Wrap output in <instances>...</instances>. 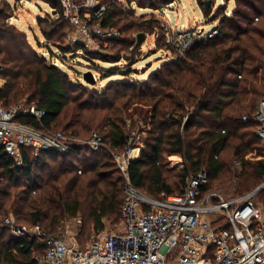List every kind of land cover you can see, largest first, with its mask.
I'll list each match as a JSON object with an SVG mask.
<instances>
[{
	"label": "trees",
	"instance_id": "1",
	"mask_svg": "<svg viewBox=\"0 0 264 264\" xmlns=\"http://www.w3.org/2000/svg\"><path fill=\"white\" fill-rule=\"evenodd\" d=\"M4 1L8 9L0 10V77L6 83L0 89V105L25 100L46 111L41 121L34 117H23L21 121L84 139L95 131L107 147L118 153L129 146L137 147L138 140L131 142L133 131L145 134L139 157L130 162L129 175L134 185L151 197L182 193L188 179L201 170L207 171L209 181L216 179L231 171L235 159L242 161L239 190L263 182L264 143L255 133L258 123L253 118L264 99V0H236L229 15L226 6L220 8L221 37L208 43L196 41L184 56L168 43L161 20L152 17L123 23L134 12L125 15L121 0H100L107 6L103 27L125 35L115 40L119 51L107 54L82 43L59 48L64 55L83 53L92 64L89 70L94 77L99 72L125 78L111 81L103 90L86 97L75 88L68 72L35 50L27 33L13 21L15 6ZM41 1L54 11L51 17L36 21L40 34L51 46L55 37L66 36L70 24L57 0ZM174 1L159 0V9ZM127 2H136L139 7L148 2L157 8L153 0ZM198 2L210 15L211 8L205 1ZM136 32L156 35L165 49L175 52L147 81L129 78L133 72L138 73L132 68L135 40L129 36ZM124 57L126 68L97 64L120 63ZM115 86L119 91L110 95ZM135 116L144 125L138 126ZM64 119V128H56ZM165 155L180 156L182 168H168ZM0 169V264H39L37 257L47 249V243L38 237H14L2 224L6 217H14L17 224H39L48 234L80 213L88 218L84 232L103 231L105 219L114 224L122 221L124 193L120 184L124 177L107 150L77 146L70 154L45 151L35 159L26 149L24 161L18 166L0 145ZM209 189V184L201 186L204 192Z\"/></svg>",
	"mask_w": 264,
	"mask_h": 264
},
{
	"label": "built area",
	"instance_id": "2",
	"mask_svg": "<svg viewBox=\"0 0 264 264\" xmlns=\"http://www.w3.org/2000/svg\"><path fill=\"white\" fill-rule=\"evenodd\" d=\"M57 1L73 28L67 30L68 41L100 50L99 39L119 37L114 29L102 25L106 4L97 0L78 4L74 0ZM218 25L207 34L192 28L176 33L168 25L167 41L184 56L196 41L208 43L221 37ZM2 86L0 82V89ZM45 115V109L34 102L0 105V145L16 164L22 165L26 149L35 159L41 158L45 151L70 154L77 146L107 150L124 175V201L118 228L102 231L84 247L64 236L46 233L39 224H17L14 217H6L2 224L15 237L28 235L47 243L45 254L37 257L39 264H264V207L256 200L264 195V180L246 194L225 198L201 190L209 182L203 171L190 177L182 193H163L160 198H153L137 188L129 175L130 162L139 157L142 143L137 141V147L129 146L118 153L107 147L102 135L95 131L84 139L21 121L23 117L41 121ZM253 120L258 123L255 133L264 143V99ZM136 138L133 131L131 142ZM136 149L139 155L135 154Z\"/></svg>",
	"mask_w": 264,
	"mask_h": 264
},
{
	"label": "rangeland",
	"instance_id": "3",
	"mask_svg": "<svg viewBox=\"0 0 264 264\" xmlns=\"http://www.w3.org/2000/svg\"><path fill=\"white\" fill-rule=\"evenodd\" d=\"M11 4L15 6V23L19 28L24 30L27 35L31 45L35 48L40 55L45 56L48 58V62L61 66L66 72L69 74V79L74 84L75 88L80 92L84 97L88 96L89 94H94L95 90H103L111 81H118L125 78L121 74L106 76L102 75L99 72L96 73L95 77L98 81L94 83H89L84 80L83 74L86 71H89V68L92 64L84 57L83 53L75 52L73 53H64L59 48V46H69L75 45L74 43L67 40V37L64 35L63 37H55L54 42H51V46L47 45V41L44 40L43 36L40 34L38 30V26L36 25V21L39 17H51L54 11H52L49 4L41 0H8ZM87 1V0H82ZM99 3L100 0H97ZM124 3V14L128 15L130 12H134L133 15H128L127 18L123 21V23L130 22L135 20L136 22H140L142 20H147L150 18H157L161 20L162 24L168 26L172 29V31L178 33L182 32L187 29H194L197 33L204 30V34L209 33L212 29H214L218 24L219 20L221 19V12L219 10L222 7H227V13L229 15L230 11H232L236 6V0H214V4L209 6L210 15L208 12L203 11L201 5L199 4L198 0H175L172 4L168 5L163 8V10L159 9V0H153L157 2V5L153 8L150 7V3H146V0L143 2V7H139L136 2L133 4L127 2V0H121ZM75 3H81L74 0ZM8 9V6L5 4L4 0H0V10ZM65 20L67 17L64 15ZM103 20V18H102ZM68 21V20H67ZM122 23V24H123ZM169 28V29H170ZM108 29V28H107ZM168 29V31H169ZM73 30V28L68 27L67 29ZM118 33V38H123L124 33L119 32L117 29H114ZM130 32V31H129ZM67 33V31H66ZM141 32H136L134 35L132 33L129 35L131 38L135 40V45L131 48V51L134 50L132 54H134L135 62L132 63V68L134 71L129 78H133L135 80H145L147 81L150 74L158 69L165 60H169V58H173L175 52L173 50L165 49L163 42L157 38L156 35H152L148 33L140 46H136L138 41V35ZM79 38V35H77ZM83 40L84 37L80 36ZM115 39H99L98 43L100 44V52L107 53V54H115L119 51V45L115 42ZM86 46V45H85ZM87 48L94 50L91 45L86 46ZM178 54V52H176ZM130 54V52H129ZM179 55V54H178ZM181 56V55H180ZM128 61L127 57L122 58L120 63H110V62H103L97 61V64L101 67L108 68L110 66H120L121 68H126ZM2 67L0 66V69ZM95 72L97 70L93 69ZM2 78V77H1ZM117 86L111 89L109 92L110 95L113 94L114 90ZM263 100V99H262ZM261 100V101H262ZM25 100H21L17 103L24 102ZM260 101V103H261ZM119 102V101H118ZM260 105V104H259ZM259 109V107H258ZM134 120L138 122V126H141L143 122L138 120L137 117H134ZM63 122H67L66 119L61 120L57 125L56 128H64ZM144 125V124H143ZM137 140L142 143L145 134L139 135L137 133ZM144 144V143H142ZM143 147V145H141ZM139 149H136L135 154L139 155ZM141 153V152H140ZM229 153V151L225 152V156ZM224 156V154H222ZM164 161L168 168L173 169H181L183 161L180 156L172 155L164 156ZM1 170V169H0ZM121 171V170H120ZM206 170H201L199 172H203ZM198 172V173H199ZM122 173V172H121ZM197 173V174H198ZM242 173V161L239 159H235L232 162V167L230 172H226L222 174L220 177L213 179L208 182L209 184V192L217 193L222 195L225 198H233L238 197L240 195L246 194L252 190H254L257 186L252 187L249 190L243 191L242 189L239 190V175ZM123 174V173H122ZM208 174V173H207ZM119 176L118 174H116ZM195 175V174H194ZM124 177V175H123ZM190 179V178H189ZM188 179V180H189ZM122 184V181H121ZM120 184V186H122ZM152 194V193H150ZM155 197L156 194H152ZM257 202L260 206L264 207V195H260L257 199ZM88 221L87 215L85 213H80L78 216L66 219L63 222L62 226L59 227L54 234L59 236H64L68 238L73 243H76L80 246H84L89 244L95 236L100 234L101 232H96L94 230H88L87 232L82 231L84 227V223ZM106 228L103 231H113L116 230L120 223L114 224L112 221L105 219ZM30 226L28 224H24ZM13 234V233H12ZM15 237V235L13 234Z\"/></svg>",
	"mask_w": 264,
	"mask_h": 264
},
{
	"label": "water",
	"instance_id": "4",
	"mask_svg": "<svg viewBox=\"0 0 264 264\" xmlns=\"http://www.w3.org/2000/svg\"><path fill=\"white\" fill-rule=\"evenodd\" d=\"M205 4H206V6H210L211 5V1L210 0L205 1ZM145 37H146V35L144 33H140L138 35V41L136 43L137 47L142 44V42L144 41ZM83 77H84V80L86 82H89V83H94L96 81L93 72L90 71V70L84 72Z\"/></svg>",
	"mask_w": 264,
	"mask_h": 264
},
{
	"label": "crops",
	"instance_id": "5",
	"mask_svg": "<svg viewBox=\"0 0 264 264\" xmlns=\"http://www.w3.org/2000/svg\"><path fill=\"white\" fill-rule=\"evenodd\" d=\"M14 23H15V20L13 19ZM17 25V24H16ZM21 29V28H20ZM24 31V30H23ZM1 78V77H0ZM0 82H2V84L4 85L6 83L5 79L4 78H1ZM141 152V151H140Z\"/></svg>",
	"mask_w": 264,
	"mask_h": 264
}]
</instances>
